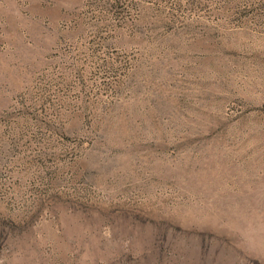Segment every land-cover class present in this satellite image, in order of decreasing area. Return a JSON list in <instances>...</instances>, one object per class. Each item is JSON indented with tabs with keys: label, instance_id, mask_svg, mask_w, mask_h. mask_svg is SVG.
<instances>
[{
	"label": "rangeland",
	"instance_id": "obj_1",
	"mask_svg": "<svg viewBox=\"0 0 264 264\" xmlns=\"http://www.w3.org/2000/svg\"><path fill=\"white\" fill-rule=\"evenodd\" d=\"M0 264H264V0H0Z\"/></svg>",
	"mask_w": 264,
	"mask_h": 264
}]
</instances>
